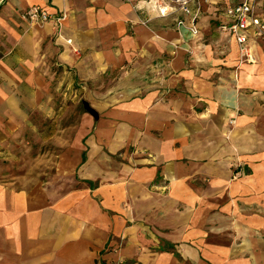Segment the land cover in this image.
<instances>
[{"label":"crops","instance_id":"1","mask_svg":"<svg viewBox=\"0 0 264 264\" xmlns=\"http://www.w3.org/2000/svg\"><path fill=\"white\" fill-rule=\"evenodd\" d=\"M237 3L0 0V162L52 147L45 184L0 182V264H264V34L240 53Z\"/></svg>","mask_w":264,"mask_h":264},{"label":"rangeland","instance_id":"2","mask_svg":"<svg viewBox=\"0 0 264 264\" xmlns=\"http://www.w3.org/2000/svg\"><path fill=\"white\" fill-rule=\"evenodd\" d=\"M65 97L63 98L65 106L75 107L79 111L82 110L84 101L79 95L69 100ZM76 118L78 119V117ZM28 137L29 145L27 148L14 149L12 163L0 162V177H2L0 182L10 185L12 190L16 192L30 190L36 185L41 186L46 183L51 175V163L49 162L52 147L48 145L36 147L34 145L36 137L34 135H28Z\"/></svg>","mask_w":264,"mask_h":264},{"label":"built area","instance_id":"3","mask_svg":"<svg viewBox=\"0 0 264 264\" xmlns=\"http://www.w3.org/2000/svg\"><path fill=\"white\" fill-rule=\"evenodd\" d=\"M194 0H175V4L186 15H189L188 4ZM262 0H238L237 5L232 10L233 21L228 26H222V31L230 32L235 39L236 44L239 46L240 53L248 57V49L245 47L246 38L242 34L243 32L255 28L256 35L262 37L264 34V23L259 22L254 17L255 7L261 3ZM20 20L27 24H35L42 26L48 22L55 20L56 22L62 21L64 16L53 18L41 7H31L20 15ZM178 27L183 26V22L180 21L177 24ZM190 33L192 36L197 35V31L194 27V20L191 21ZM247 60H250V58Z\"/></svg>","mask_w":264,"mask_h":264},{"label":"water","instance_id":"4","mask_svg":"<svg viewBox=\"0 0 264 264\" xmlns=\"http://www.w3.org/2000/svg\"><path fill=\"white\" fill-rule=\"evenodd\" d=\"M84 107L87 109V106L86 105H84ZM90 113V112H89Z\"/></svg>","mask_w":264,"mask_h":264}]
</instances>
